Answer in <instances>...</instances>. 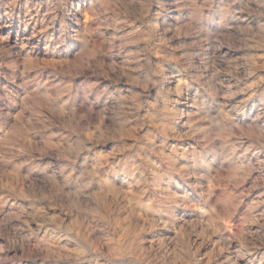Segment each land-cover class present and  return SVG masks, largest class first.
<instances>
[{
	"label": "clouds",
	"instance_id": "1",
	"mask_svg": "<svg viewBox=\"0 0 264 264\" xmlns=\"http://www.w3.org/2000/svg\"><path fill=\"white\" fill-rule=\"evenodd\" d=\"M154 2L0 0V29H11L17 17L23 25L14 43L10 42L9 35H0V75L7 68L11 70L10 78L15 80L23 62L19 79L24 92L13 101L21 105V111L11 127L8 114L0 108V132L3 133L0 136V165L18 169L21 165L17 160L24 157L22 163L31 165L34 171L47 174L51 170L54 176L59 177L60 186L50 188L47 183L42 184L49 195L41 199L63 203L70 212L83 211L93 205L102 209L106 217H110L113 211L128 216L129 230L119 241L116 239L119 232L112 230L109 220L100 227L102 235L95 244L85 242L82 245L84 254L77 259L88 264H202L204 257L198 255L197 243L202 233L193 230L191 235L196 239L189 242L180 240L178 236L158 239L163 233L157 230L175 229L180 209L198 207L191 203L193 192L199 193L201 205L208 204L212 193L200 183H191L190 177H199L201 172L211 176L217 164L230 163L237 154L264 152V112L258 114L252 124L258 135L240 130L234 115L239 105L231 103L237 94L232 90L234 86L213 80L218 71L230 69L229 75H235L234 61L227 60V53H221V48L264 49V0H239V7L234 11L247 15L233 24L224 22L226 34L203 30V21L207 19L204 8L209 7L207 3L197 7L181 29L173 31L169 28L161 33L152 22L154 17L150 16ZM85 13L87 22L82 20ZM29 26L33 29L32 36L44 40V56L55 58L54 61L26 59L34 56L36 49L35 44L29 45L32 37L20 39ZM108 29L114 31L108 34ZM167 32H172V35H165ZM181 35L192 37V43L183 45V48L210 45L215 48L216 55L210 63L202 61L195 69L190 63L192 54L185 51L182 56L175 57L178 74H183L185 79L175 88H164L163 81L168 79L164 65L172 58L168 45ZM129 45L139 47L137 51L126 54L125 64L138 66L127 74L126 81L119 73L111 79L113 84H132L134 87L127 90L130 94H123L124 90L111 85L98 89L99 81L87 80L88 75L105 67L99 62L101 57L124 53ZM155 52L159 53V59L152 62L149 58ZM141 60L145 64L141 65ZM220 63L228 68H220ZM244 64L255 66V58L245 57ZM47 67H54L56 71L49 73L50 79H41L39 70ZM69 67L78 69L86 77L85 81L75 86L71 80L51 82L62 74L61 69ZM144 69L150 73L146 78L140 75ZM206 69H213L211 75ZM33 71L35 75H29ZM67 74L65 70L63 75ZM246 74L251 75V71ZM244 78L237 77L238 80ZM197 84L199 89L195 94L188 95L186 87L195 88ZM252 87L255 85H247L238 91L247 92ZM188 103L194 109L191 115L177 107ZM100 104L104 107L100 112L95 111ZM186 115L187 122H183ZM97 116L107 122L97 137L89 141L83 135V128L85 124L91 126ZM182 122L186 130L180 132L178 126ZM57 125L67 132L52 135L64 143L58 146V152L47 153L53 157L52 160L40 163L34 154L35 145L28 141L27 134ZM16 129L23 131L18 134ZM71 133H75L76 139L70 144L65 137L70 139ZM171 139H191L194 143L190 146L170 144ZM108 141L118 143L106 155L98 156L95 145ZM259 166L264 168V160L259 161ZM117 182L120 188L114 186ZM185 184L192 192L184 188ZM122 188L133 190L134 195H126ZM178 192L184 194L178 195ZM114 194L119 197L118 201L111 200ZM200 210L204 211V208L200 207ZM184 227L187 229L189 225ZM143 232L153 234L151 243L141 235ZM5 235H8L7 231ZM33 235V232L19 235V230H13L8 237L9 243L0 248L4 253L0 255V264L14 259L7 255L9 248L26 247ZM250 235V239L244 234L235 237L240 240L242 250L237 249L224 264H238L248 257L251 250L264 247V235ZM231 239L223 240L224 251H228ZM220 244L221 241H217V247ZM258 264H264V257Z\"/></svg>",
	"mask_w": 264,
	"mask_h": 264
},
{
	"label": "rangeland",
	"instance_id": "2",
	"mask_svg": "<svg viewBox=\"0 0 264 264\" xmlns=\"http://www.w3.org/2000/svg\"><path fill=\"white\" fill-rule=\"evenodd\" d=\"M205 3L209 5V7L204 8L207 16V19L203 21L205 32L226 34L224 22L233 24L238 19L243 20L247 15L234 11L239 7V0H155L150 16L154 17L152 22L160 26L159 32L164 33L165 29L169 28L175 31L181 29L182 25L187 23L190 14ZM178 4L192 5V7H181ZM163 11H165L164 19L161 18ZM87 19V13H85L82 20L87 22ZM21 29H23V25L19 23L17 17L14 18L11 29H0V35H9L10 42L14 43L17 39V32ZM113 31L114 29H108L107 33L111 34ZM32 32V26H29L25 30V34L20 36V39H25L26 36L32 37L29 45H36L35 55L26 57V59L54 61L55 58L44 56V40L32 36ZM165 35L171 36L172 32H167ZM191 43L192 37L186 35L177 36L169 42L168 51L172 58L164 65L168 76V79L163 81L164 88H175L182 79H185L183 74H178L175 57L182 56L187 51L192 54L190 63L195 69L201 65L202 61L210 63L216 55L215 48L210 45L190 49L182 47ZM138 47L137 45H129L124 53L101 57L99 62L105 67L96 74L88 75L87 80L99 81L98 89L104 85H111L113 88L124 90L123 94H130L127 90L134 87L132 84L127 82L113 84L111 78L119 73L124 81L127 80V74L138 65L131 63L126 65L125 56L128 52L137 51ZM220 52L227 53L226 59L234 61L232 67L235 68V75H229L230 69L218 71L213 80L234 86L232 90L236 91L237 94L232 97L231 103L239 105V109L234 114L235 122L240 130H247L249 135H258L256 130L252 128V124L254 118L264 112V83H257L264 81V49L228 48L225 46L220 49ZM245 57L255 58V66L245 65ZM149 59L152 62L157 61L159 53L155 52ZM140 64H145V61L141 60ZM110 65L117 67H108ZM219 67L228 68L224 63H220ZM65 70L67 75H63ZM22 71L23 62H21L20 70L16 73L17 78L15 80L10 78V69L5 68L3 74L0 75V89H2L0 91V108L8 114L9 127L15 123L16 117L21 111V105L13 101L24 95L19 79ZM39 71H41V79H50L49 73H54L56 69L47 67ZM206 71L211 75L213 69H206ZM248 71H251V75L246 74ZM61 73L51 82L71 80L75 86L86 79L84 75L79 73L78 69L73 67L61 69ZM29 75H35V71ZM140 75L146 78L150 73L144 69ZM240 76L245 78L238 80L237 77ZM247 85H255V87L249 88L247 92L238 91L239 88ZM197 89H199L198 84L195 88L186 87L185 91L191 96L195 94ZM103 107L104 105L100 104L95 111L100 112ZM177 107L187 115H191L194 111L191 103L179 104ZM187 115L182 118L183 122H187ZM106 122V119L97 116L91 126L85 124L83 128L84 137L89 141L94 140ZM183 122L178 126L180 132L186 130ZM16 131L20 134L23 130L16 129ZM66 132L67 129L57 125L51 129L27 134L28 141L35 145L34 154L39 157L40 163H47L52 160L53 157L47 153L50 151L58 152V146L64 143V140L58 136H53L52 133L64 134ZM69 135L71 138L65 137V139L71 144L76 139V135L75 133ZM0 136H3L2 132H0ZM50 136L51 139H49ZM128 142L131 143V139ZM116 143L118 142L108 141L106 144H96V154L98 156L106 155ZM169 143L190 146L194 141L191 139H171ZM23 159L24 157L18 158L17 163L21 165L18 169L14 166L4 167L0 165V248L9 243L8 237L11 236L13 230H19V235H27L29 232H33L35 235L30 237L26 247L9 248L7 255L14 259L7 261V264H88L87 261L77 259V257H82L84 254L82 245L85 242L95 244L101 238L102 234L99 232L101 226L110 220L112 230L119 232L116 237L117 241L127 233L129 220L125 213L113 211L110 217H106L102 209L93 205H89L83 211L74 210L70 212L63 203L57 204L52 199H41V197L49 195L48 191L44 190L41 185L47 183L50 188H58L60 186L59 177L54 176L51 170L47 174L34 171L31 165L22 163ZM260 160H264V152L237 154L233 157L232 162L225 163L223 166L217 164L211 176L207 172H201L199 177H190L191 183H200L212 193L208 204L201 205L199 193L193 192L190 198L191 203L198 205V207L180 209L177 214L175 229H158L157 231L163 233V236L158 237V239L178 236L180 240L190 242L196 239L195 236L191 235L193 230L202 233L197 241L198 255L204 257L202 264H224V261L234 255L237 249L242 250L240 240L235 239V237L244 234L250 239V234L264 235V227H261L264 225V168L259 166ZM33 163H37V161ZM55 163L59 164L60 162L56 161ZM237 168L241 170L236 171ZM114 186L120 188L119 182ZM184 188L188 192H192L187 184L184 185ZM121 191L128 196L134 195L133 190L129 188H122ZM177 194L183 195L184 193L178 192ZM111 200L118 201L119 197L114 194ZM200 207H203L204 211H201ZM185 224L189 225V228L186 229ZM6 231L7 236L5 235ZM141 235L151 243L152 233L143 232ZM228 238L233 239L229 241L228 251H224L223 240ZM201 241L203 242L201 243ZM217 241H221L219 247H217ZM3 254L0 252V255ZM261 257H264V247L251 250L248 257L239 261L238 264H258Z\"/></svg>",
	"mask_w": 264,
	"mask_h": 264
},
{
	"label": "bare ground",
	"instance_id": "3",
	"mask_svg": "<svg viewBox=\"0 0 264 264\" xmlns=\"http://www.w3.org/2000/svg\"><path fill=\"white\" fill-rule=\"evenodd\" d=\"M164 17H165V11H163V16H162L161 18L164 19ZM157 28H158V30H159L160 26L157 25Z\"/></svg>",
	"mask_w": 264,
	"mask_h": 264
}]
</instances>
